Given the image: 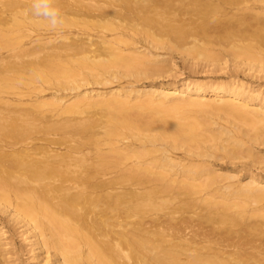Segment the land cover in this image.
Segmentation results:
<instances>
[{"label":"bare ground","instance_id":"bare-ground-1","mask_svg":"<svg viewBox=\"0 0 264 264\" xmlns=\"http://www.w3.org/2000/svg\"><path fill=\"white\" fill-rule=\"evenodd\" d=\"M57 3L65 24L54 33L31 0H0V213L22 227L33 258L264 264V175L248 170L242 183L207 159L264 166V94L235 78L87 87L166 76L174 50L213 69L231 50L236 69L259 76L264 0ZM44 83L51 94H31ZM210 92L219 98H191ZM214 189L220 200L196 196ZM8 243L0 223V261Z\"/></svg>","mask_w":264,"mask_h":264},{"label":"rangeland","instance_id":"rangeland-1","mask_svg":"<svg viewBox=\"0 0 264 264\" xmlns=\"http://www.w3.org/2000/svg\"><path fill=\"white\" fill-rule=\"evenodd\" d=\"M16 9L17 7H15L13 10ZM0 11L2 12V7H0ZM188 39L192 40L193 37H189ZM191 42L192 41H190V43ZM190 43L186 45L188 46L190 45ZM222 44L228 48L231 46V43H222ZM215 46H219V44H215ZM4 54L5 55L3 57H6L7 59L10 55V52L6 51ZM239 55L240 54H236V53L233 54V51L229 50L228 53L221 55L220 56L221 58L218 61H215V63L220 64L222 68L213 69L212 67L214 65L211 63L212 61H210L208 57L194 56L191 54L184 55L180 50L178 51L174 50L170 52L167 51L164 57L171 59L170 63L172 66L171 65L170 66L172 67V70L166 73V76L142 75L139 77H134L136 80L132 77L134 83L131 84L127 83L129 80H132L131 78H125V79L116 78L114 82L111 83L110 82L91 83L88 84L87 87L106 89L108 87L107 85L116 84V86L119 87H121L122 85H126V86L135 85L138 88H145V87L148 88L150 85L158 84L162 80L180 82L185 79L192 82L204 81L206 83H211V82H225L235 78L236 80L239 81H245L250 91H255V92L261 91L264 94V76H263L264 73L261 72L259 76H252L249 71H244L242 68L236 69L235 63L241 57ZM40 86H41L40 88L32 90L31 94L37 95V93H39V95L46 97L54 91L53 88L49 87L48 83L41 84ZM74 92H75L74 90L68 89V90L59 91L58 93L70 95ZM184 97H188V96L184 95ZM191 98L203 99V100H216L217 98H219V96L210 92L200 98L196 97L193 94ZM214 126L217 127L216 124H214ZM131 140H132L131 138H124L120 142L127 143ZM256 146H257L256 150L259 152L258 155L264 153V144H261V146L256 144ZM175 152L180 154L184 152V149L183 148L177 149L175 150ZM190 159L193 161H199L200 159L202 160L203 158L191 157ZM207 159L210 160V163L211 162L212 164L214 163V167H216L218 172L234 174L236 178L239 179L240 182L242 183L246 182L249 178L247 177V173L249 172L248 170L264 175V166L258 167V165H253L249 163L250 158L247 157L235 159V160H230L228 158H207ZM223 180H221L222 182L220 181V184L224 185L227 182L230 183V180L234 181L235 179H230V180L223 179ZM220 184L218 183V185ZM215 185L218 186L217 184ZM212 190H202L196 196L210 198L212 195V196H216L217 200L218 199L220 200L221 199L220 194H218V192L215 189L214 191ZM206 202H204V204ZM208 205L209 204L207 202L206 206L208 207ZM196 222L198 221L195 220L194 223ZM0 223L3 226V229L5 230V241L9 242L7 245L3 247L2 250L3 254L1 253L2 260L0 261V264H39V258L36 259L33 258L32 253L29 250L31 246L30 244H27V240H25L24 236H22L21 233L22 227H20L19 224L10 220L5 214L2 213H0Z\"/></svg>","mask_w":264,"mask_h":264},{"label":"clouds","instance_id":"clouds-1","mask_svg":"<svg viewBox=\"0 0 264 264\" xmlns=\"http://www.w3.org/2000/svg\"><path fill=\"white\" fill-rule=\"evenodd\" d=\"M30 13L33 17L45 21L49 31H62L65 19L57 0H31Z\"/></svg>","mask_w":264,"mask_h":264}]
</instances>
